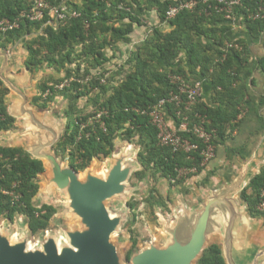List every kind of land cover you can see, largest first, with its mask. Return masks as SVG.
Listing matches in <instances>:
<instances>
[{"label":"trees","instance_id":"16d2710c","mask_svg":"<svg viewBox=\"0 0 264 264\" xmlns=\"http://www.w3.org/2000/svg\"><path fill=\"white\" fill-rule=\"evenodd\" d=\"M65 1L80 15L58 26L50 22L49 15L41 21H22L20 28L0 33V48L28 34L24 41L29 52L26 65L32 71L48 67L58 72L40 81L39 93L33 98L40 108H47L58 96L67 100L66 128L55 147L58 155L82 171L95 158L111 156L116 151V140L121 138L138 148L141 168L133 177L139 181L150 177L153 182L144 202L151 208L171 211L169 198L156 184L158 179L165 177L177 185L201 172L205 145L193 134L189 137L198 148L192 152H174L161 145L158 129L148 112L161 99L178 92L169 77L171 73L183 75L192 83L204 77L212 83L213 99L219 105H208L200 99L189 113L192 118L196 112L206 116L207 128L215 131L214 144L223 143L238 126L235 121L245 104L247 78L243 72L249 70L247 41H232V27L224 24L225 15L214 7L208 8L209 13L204 12L202 8L208 6L202 3L166 22L168 8L180 0ZM260 2L241 0L233 10L234 16L241 17L254 36L264 33V18L253 17ZM30 5V0H14L11 6L0 1V18L14 19ZM152 9L158 11L160 23H166L169 29L153 26L127 64L107 76L106 70H101L109 60L106 49H117L119 42L130 41L136 25H143L145 13ZM261 65L264 67V59ZM93 70L97 72L94 74ZM6 91L4 86L0 87V132L11 129L15 120L4 101ZM167 106L176 117L175 106L171 103ZM194 167L196 172L179 174L183 168ZM44 171V162L23 147L0 145V218L13 222L19 216L24 217L31 235L48 230L58 212L54 204L38 205L35 201L40 190L37 179ZM263 188L264 167L240 194L253 217L264 218V212L258 209ZM130 201L132 226L138 219L135 210L139 202ZM132 233L128 259L140 244L133 230ZM196 264H227L221 245L213 243L207 247Z\"/></svg>","mask_w":264,"mask_h":264},{"label":"crops","instance_id":"0c3cea01","mask_svg":"<svg viewBox=\"0 0 264 264\" xmlns=\"http://www.w3.org/2000/svg\"><path fill=\"white\" fill-rule=\"evenodd\" d=\"M0 1L6 6L14 5V0ZM150 12L151 10L147 13ZM142 20L143 25H136V28L146 25L144 23L145 19L143 18ZM224 24H229L232 27L230 35L232 41L245 39L248 44L249 61L247 68H249V70L247 72L246 69V72H243V75H246L247 78V95L241 113L235 121L238 126L223 143L216 146L215 156L204 164V168L201 172L188 177L177 185H172L165 177H160L156 184L160 192L169 198V202H173L174 200V205L170 207L174 209L175 212L179 208H188L192 213L190 215L191 219L196 218V216L192 218V215L202 210L204 205L207 204L209 199L214 195L226 196L232 201H235L239 216L233 229L234 239L232 253L234 262L236 264H253L256 256L260 255L258 264H264V218L251 216L247 205L240 198L243 189L264 167V67L261 65L264 59V33L255 36L252 35L246 24L242 22L241 17L235 16L234 19H227L224 21ZM167 28L169 29V27ZM147 36L148 34L142 35L143 38L138 41H144ZM28 37L29 35L27 34L25 37L16 39L14 43L10 44L8 47L0 48V79L3 82L0 87L4 86L7 89L4 101L8 113L15 118L14 125L11 129L0 132L5 139L0 145L23 147L31 154L32 151L45 154L52 152L60 159L62 166L69 167L68 161L58 155L55 150L57 142L65 131L66 118L64 117L65 108H63L62 114H59L52 109V106L56 103L57 99L62 96H58L47 108H40L33 102V98L39 93L40 81L51 74L58 75V72L54 71L52 68L46 67L43 69H52L54 73L48 76L37 77L43 69L32 71L26 65L29 52L24 46V41ZM137 37L141 36L138 35ZM133 43L132 39L127 43V54L133 53ZM201 83V100L208 105L218 106L219 104L214 102L213 99L212 83L204 77L201 79ZM63 99L65 100V98ZM165 113L169 122L174 127H177V119L170 113L168 108H165ZM56 135L58 137L53 142L54 136ZM125 144L130 143L125 142ZM133 146L134 145L131 144V147ZM124 147L127 149V146ZM124 147L119 149L116 143V151L111 156L104 159L110 160L112 156H116L122 152L123 149H125ZM128 149H130V147ZM32 156L34 155L32 154ZM42 161L45 165V171L37 179L40 185L38 195L43 188L41 179L45 176L44 183L42 182L44 184V190L46 189L47 191L51 188H55V190L61 191L66 199V204L63 206L67 210L68 217L73 220L67 227L80 225L79 219L75 215L69 213L66 192L59 189L55 183L49 184L54 177V172L49 160L47 158H42ZM139 165L141 164L139 163ZM111 166L105 169L106 172ZM89 167L82 171L77 170L80 178H84L88 170L93 169H89ZM134 172L132 174H134ZM147 179L150 180V177ZM219 206L214 207L216 211L211 215L210 228H213V230L208 235L205 249L213 243H218L221 245L224 255L227 215L222 209L224 205L222 204ZM22 218L24 219V217ZM175 220L176 218L174 221ZM164 232L166 236H164L165 240L163 242H159L161 244L167 242L169 238L165 228Z\"/></svg>","mask_w":264,"mask_h":264},{"label":"water","instance_id":"95a60500","mask_svg":"<svg viewBox=\"0 0 264 264\" xmlns=\"http://www.w3.org/2000/svg\"><path fill=\"white\" fill-rule=\"evenodd\" d=\"M57 137L54 136L53 142ZM32 154L49 160L54 172L49 184L55 183L66 192L69 213L79 219L80 225L65 227L64 238L47 234L35 245L27 235L13 240L0 230V264H196L213 230L210 220L216 211L214 207L222 204V211L227 215L224 256L227 264H236L232 253L233 229L239 214L235 201L230 198L212 196L202 210L192 215L195 219H191L188 208L177 209L176 220L167 221L164 226L169 235L167 242L151 240L128 259L121 255L113 240V234L118 232L127 214L125 211L113 214L108 203L131 189L129 180L138 166L132 160L133 152L123 149L112 156V166L105 174L90 169L84 178H80L74 167L62 166L55 153L32 151ZM259 257L256 256L253 264H258Z\"/></svg>","mask_w":264,"mask_h":264},{"label":"rangeland","instance_id":"374dc122","mask_svg":"<svg viewBox=\"0 0 264 264\" xmlns=\"http://www.w3.org/2000/svg\"><path fill=\"white\" fill-rule=\"evenodd\" d=\"M143 18L145 19L144 23L146 25L142 27H137L136 31L131 35V39L134 42V50H136L137 47L143 42L138 40L143 38L142 35L144 36L145 34H149L152 31L151 28H153V26L161 25L165 28L168 27L166 24L160 23L158 11L156 9H152L150 13H145ZM138 35L141 37H137ZM129 42L130 41L119 42L117 49H106L107 57L109 58V60L105 63L101 70H106L107 76L110 75L111 72L118 70L122 65L127 64L126 62L131 54L126 53V50H128L126 46ZM96 72L95 70H93L94 74ZM51 73H54L52 69H43V71H41L37 77H43L45 75L48 76ZM69 81L71 82V80ZM66 101V99L64 100L62 97H59L56 103L52 106V109L56 113L62 114L63 108H65L67 105ZM80 103L82 105V103L84 104V101L82 102L81 100ZM4 140V136L0 134V143L4 142ZM116 143L119 149L124 146H127V149L125 147L124 148L126 150H129L130 152H133L132 160L138 164L137 170L140 169L141 165H139L136 156L138 148H136L135 146L131 147V144H125V142L121 138H118L116 140ZM129 147L130 149H128ZM112 162V158L110 160L104 158H95L89 169L93 168L96 170L97 173L103 174L106 172L105 169L111 166ZM44 177L43 179H41V184L43 185V188L41 189L38 197L35 199L36 203L38 205L46 202L53 203L54 205L58 206V213L53 219L50 228L40 235H31V233H29L30 231L28 225L22 217H17L13 222L7 218H0V230L4 233L11 235V238L13 240H21L25 237V235H27L29 242L32 245H35L42 237H45L47 234H56L61 239L64 238L63 229L73 222V220L68 217L67 210L63 206L66 204V199L63 193L57 189L55 190V188H51L47 191L46 189L44 190ZM152 184L153 182L151 180H148L146 178L145 180L139 181L134 178L132 174V177L129 180V185L131 189L126 192L125 195L117 197L112 201H109L108 203V205L110 206V210L113 214L119 211H125L127 214V219L124 220V223L120 226L118 232L113 234V240L117 244L118 249L124 258L126 257L127 251L131 246V237L133 236L132 230L140 239L139 248L136 250L139 251L142 248L146 247L148 242H150L151 240L163 242L165 240L164 236H166L164 232L165 224L167 223V221L173 223L175 219V210L171 207V211H167L161 207L151 208L147 205L146 202H144V199L148 195L149 189L151 188ZM130 200H137L139 202V206L135 210L138 213V219L132 226H130V221L132 218L129 206V202H131ZM168 203L170 206H172L174 205V200L173 202Z\"/></svg>","mask_w":264,"mask_h":264},{"label":"built area","instance_id":"2783aa9c","mask_svg":"<svg viewBox=\"0 0 264 264\" xmlns=\"http://www.w3.org/2000/svg\"><path fill=\"white\" fill-rule=\"evenodd\" d=\"M30 1V7L24 9L16 18H0V33L20 28L21 22L25 20L41 21L47 15L51 17L50 22L55 23L57 26L61 22H66L71 17L80 15L77 10H71L65 0ZM56 2L59 3L56 4ZM201 3L208 6L202 8L206 13H209L208 8L214 7L217 12L224 14L227 19H234V7L240 5L241 0H180L176 5H172L168 8L166 12V22L175 18L183 10L196 9ZM253 17L255 19L264 18V0H261ZM169 77L171 81L177 85L178 92L173 93L170 97L161 99L160 102L148 112L151 117V122L158 129L160 144L170 147L174 152L179 150L192 152L198 148V144L189 137L190 134L201 139L205 145L202 150L204 165L216 154V145L214 144L215 131L207 128L209 120L206 116L196 112L194 119L189 113L202 97V83L201 81L195 83L189 82L183 75L174 73H171ZM102 81L104 82L105 79H102ZM168 103L175 106L176 119L178 122L177 127H174L166 116L165 108H168ZM100 115L101 114H98V117H100ZM196 171L197 169L195 167L183 168L179 170V174L183 176L187 175L189 172ZM258 209L264 212V188L260 194Z\"/></svg>","mask_w":264,"mask_h":264}]
</instances>
